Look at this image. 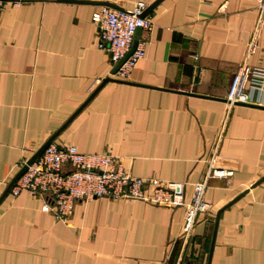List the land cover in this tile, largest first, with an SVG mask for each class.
Here are the masks:
<instances>
[{
	"label": "crops",
	"instance_id": "crops-1",
	"mask_svg": "<svg viewBox=\"0 0 264 264\" xmlns=\"http://www.w3.org/2000/svg\"><path fill=\"white\" fill-rule=\"evenodd\" d=\"M80 1L0 8V197L84 103L52 142L112 155L134 176L185 181V201L214 148L213 165L232 175L209 180L208 210L186 241L184 207L94 197L76 201L63 222L41 210L42 197L8 192L0 264H264V179L251 187L264 176V93L233 105L224 120L238 65L264 67V13L248 53L257 0H161L145 15L151 29L140 32L145 56L127 79L102 85L114 66L96 46L98 2L124 10L141 2L144 11L155 0ZM245 190L220 212L209 257L217 210Z\"/></svg>",
	"mask_w": 264,
	"mask_h": 264
},
{
	"label": "built area",
	"instance_id": "built-area-1",
	"mask_svg": "<svg viewBox=\"0 0 264 264\" xmlns=\"http://www.w3.org/2000/svg\"><path fill=\"white\" fill-rule=\"evenodd\" d=\"M28 0H0L4 4L19 5ZM258 16L248 43L252 52L263 23L264 0H257ZM145 8L141 2L131 10H118L101 5L92 14L97 26L96 46L108 53L114 66L129 51L137 28L148 31L152 27L150 17H140ZM147 39H139L135 49L120 64L112 77L125 80L138 60L146 53ZM198 56L193 55L197 60ZM95 80L90 86L99 83ZM255 93H264V67L238 65L233 74L227 94L224 120L235 104H255ZM212 151L208 166L201 180L192 184L190 198L184 200L185 181L161 180L155 177H138L131 174L122 161L104 153H81L74 145L48 144L43 152L16 179L9 192L16 196L21 192L44 199L41 210L50 213L56 220L66 222L78 200L94 197L135 199L165 207H184L181 236L188 238L197 214L208 210L204 199L208 182L212 178H227L232 171L215 167ZM25 163V161H23Z\"/></svg>",
	"mask_w": 264,
	"mask_h": 264
},
{
	"label": "water",
	"instance_id": "water-1",
	"mask_svg": "<svg viewBox=\"0 0 264 264\" xmlns=\"http://www.w3.org/2000/svg\"><path fill=\"white\" fill-rule=\"evenodd\" d=\"M161 0H155L153 3H151L150 5H148L146 7V9L144 11H142L139 16L140 17H144L152 8H154ZM80 2H91V1H85V0H81ZM99 4H102V5H107V6H110L112 8H115V9H118V10H124L122 9L121 7L113 4V3H109V2H106V1H99L98 2ZM140 32H141V29L140 28H137L136 31H135V34H134V39H133V42L131 44V47L129 49V51L125 54V56L117 63L114 65L113 69H112V72L111 74H113L117 68L120 66V64L127 58V56L135 49L136 45H137V42L140 38ZM109 80H115V81H120L118 79H115V78H112V77H107L105 79L102 80L101 84L102 85L104 82L106 81H109ZM99 85V86H100ZM99 88V87H98ZM97 88V89H98ZM96 89V90H97ZM96 90L89 96V98L87 99V101L94 95V93L96 92ZM86 101V102H87ZM85 104V103H84ZM83 104V105H84ZM79 107L77 109V111H75L73 113L72 116L69 117V119L63 124L61 125L44 143L43 145H41V147L35 151V153L28 159L25 161V163L22 164V166L20 167V169L15 173V175L11 178L10 182L8 183V185L6 186L4 192L2 193L1 197H0V201L3 199V197L9 192L11 186L14 184V182L16 181V179L26 170L27 166L29 164H31L37 157L40 156V154L43 152V150L45 149V147L50 144L54 139L55 137L64 129V127L67 125V123L71 120V118L80 110V108H82V106ZM264 179V176L259 179L258 181H256L255 183H253L251 185V187H254L256 184H258L260 181H262ZM245 192H247V190L243 191L242 193H240L238 196H236L234 199H232L230 202H228L226 205H224L223 207H221L220 209L217 210L216 212V216H215V221H214V227H213V232H212V238H211V244H210V251H209V257H210V254H211V251H212V248H213V244H214V238H215V234H216V228H217V223H218V218H219V214L220 212L228 207L229 205H231L236 199H238L241 194H244ZM208 262H209V259H208Z\"/></svg>",
	"mask_w": 264,
	"mask_h": 264
}]
</instances>
